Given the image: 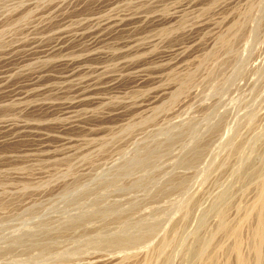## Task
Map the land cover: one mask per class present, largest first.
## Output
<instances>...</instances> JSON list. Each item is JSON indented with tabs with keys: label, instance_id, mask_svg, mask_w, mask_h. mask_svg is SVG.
I'll use <instances>...</instances> for the list:
<instances>
[{
	"label": "rangeland",
	"instance_id": "374dc122",
	"mask_svg": "<svg viewBox=\"0 0 264 264\" xmlns=\"http://www.w3.org/2000/svg\"><path fill=\"white\" fill-rule=\"evenodd\" d=\"M262 194L264 0H0V264H264Z\"/></svg>",
	"mask_w": 264,
	"mask_h": 264
},
{
	"label": "bare ground",
	"instance_id": "6f19581e",
	"mask_svg": "<svg viewBox=\"0 0 264 264\" xmlns=\"http://www.w3.org/2000/svg\"><path fill=\"white\" fill-rule=\"evenodd\" d=\"M261 204L262 206H264V194H262L259 198L258 204ZM257 239H259L261 242L264 243V219H259L258 222V227L255 229V234H254ZM262 251V250H261ZM259 256V255H258ZM261 260V259H260ZM259 260V262H261ZM239 262H241V260H239ZM243 264V263H241ZM261 264V263H260Z\"/></svg>",
	"mask_w": 264,
	"mask_h": 264
}]
</instances>
